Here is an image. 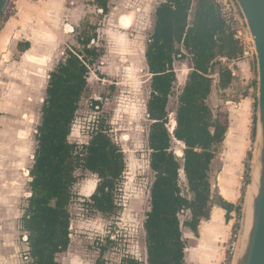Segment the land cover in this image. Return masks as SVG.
<instances>
[{"label":"trees","instance_id":"1","mask_svg":"<svg viewBox=\"0 0 264 264\" xmlns=\"http://www.w3.org/2000/svg\"><path fill=\"white\" fill-rule=\"evenodd\" d=\"M92 4L102 14L108 10V0H93ZM232 20L228 4L220 0H162L155 8L153 29L144 50L150 74L147 144L149 168L154 174L143 220L146 259L126 255L120 264H186L183 226L197 235L200 220L209 218L213 205L225 209L226 219L232 210L240 212V205L223 200L209 179L216 146L224 140L228 126L225 113L214 116L208 105L214 67L216 87L230 88L237 77L226 61L244 52L230 26ZM96 36V26L82 22L74 39L76 44L64 50L48 73L29 169L30 195L20 218V228L27 236L28 264H60L57 255L68 249L69 205L77 170L88 171L98 179L87 207L101 214L118 209L115 195L125 170L124 154L104 123L97 125L85 144L68 138L87 88L89 67L101 55L91 44ZM178 45L190 55L191 64L175 117L169 122L167 105L176 81L174 61L185 56ZM27 48L28 42L18 44L20 51ZM249 89L242 90V97L253 94ZM172 123L173 131L169 127ZM173 140L183 144L181 161L171 148ZM181 172L186 193L179 184ZM184 212L188 216L182 221L179 215ZM106 250L107 244H100L94 264H105Z\"/></svg>","mask_w":264,"mask_h":264},{"label":"rangeland","instance_id":"2","mask_svg":"<svg viewBox=\"0 0 264 264\" xmlns=\"http://www.w3.org/2000/svg\"><path fill=\"white\" fill-rule=\"evenodd\" d=\"M161 1L108 0V10L102 14L103 11L98 10L94 4L92 5L90 0H75V2L63 0L64 4L77 6L76 16L71 20L65 18L61 20L59 31L63 39L44 44L32 42L31 50H36L37 46L41 48L45 46L43 56L40 58L28 57V55L20 57L19 53H15L11 60L7 61L14 66L10 68L6 66L5 70H8L3 72V77L0 76L10 84L7 72H13V80H16L15 74L19 70L17 68L20 61L23 58L30 60L23 67L25 69L23 72L28 74V87L24 91L26 101L21 108H16L13 112H0V116H7V122L12 126L11 137L8 133H0V141L4 140L6 135L9 140L12 139L10 143L13 149L25 152V156L15 153L20 159L16 162L21 163L22 168L29 170L36 146L34 135L45 95L48 73L64 50L76 44L74 39L82 22H89L96 26L97 36L91 44L100 50L101 55L89 67L87 88L81 96L68 138L70 142L85 144L91 132L103 122L108 134L124 154L125 170L115 195L118 209L112 214H101L87 207L86 202L98 179L95 174L88 171L81 169L76 171L77 182L73 186L74 197L69 205L70 244L65 252L57 255L60 264H94L99 256L100 244H107L104 254L105 264H120L122 257L126 255L134 256L141 261L146 259L143 220L149 208L150 185L154 174L149 168L150 150L147 144L151 123L146 112V102L150 93V74L145 62L144 50L153 29L155 8ZM220 1L226 2L233 13L230 26L235 31L236 38L242 43L244 52L237 59L226 61L237 77L230 88L218 89L216 87L218 75L217 66L214 67L212 75L214 81L208 105L214 116L218 112L225 113L230 131L223 144L216 146V161L210 176L212 182L216 183L219 171L217 164L225 159L228 153L241 151L236 163L240 168L237 184L239 196L236 203L240 205V212L233 213L232 224L233 229H236L233 234L236 237L239 234L238 237L242 242L247 221L246 210L251 204L250 187L252 183L254 184L253 176L259 149L257 83H253L258 78L257 60L252 37L238 4L235 0ZM17 3L12 16L17 12ZM84 5L86 10H89L83 11L85 13L82 12ZM9 18L1 19L0 27ZM178 48L185 56L174 61L176 81L167 105L169 122H172L175 117L178 96L191 64L190 55L182 46L178 45ZM223 62H225L224 59ZM12 87L14 88L15 85L13 84ZM246 87H249V92L253 94L248 97L249 105L242 112L240 106L242 100L237 101L242 98V90ZM243 113L247 115L245 122L242 120ZM238 120H241L243 124H239ZM169 127L172 130L173 123ZM253 130H255L254 135H252ZM0 146L6 147L1 143ZM171 148L181 161L183 144L173 140ZM27 178L23 174L22 181L25 186L21 200L26 205L25 193L29 190L26 186ZM179 184L182 191L186 193V180L182 172ZM179 216L183 221L188 215L184 212ZM182 231L187 245L190 240L192 242L197 240L188 228L183 226ZM19 241H22L21 235H19ZM227 243L222 241L220 244L222 258L226 254Z\"/></svg>","mask_w":264,"mask_h":264},{"label":"crops","instance_id":"3","mask_svg":"<svg viewBox=\"0 0 264 264\" xmlns=\"http://www.w3.org/2000/svg\"><path fill=\"white\" fill-rule=\"evenodd\" d=\"M90 1L92 2L93 0ZM17 2L16 14L5 21V23H2L0 27L1 77H3V72L8 70H5L6 66L8 68L14 66V64L11 62L7 63V61L11 60V57L15 53H19L20 57L26 55L28 57H42L45 52V46H42V48L37 46L35 48L36 50H31L32 42L44 44L55 42L57 39H63L59 31L61 20L64 18L71 20L77 15V6H74V4L71 6L64 4L63 0H17ZM69 2H75V0H69ZM88 7L90 6L88 5ZM83 11H89L86 10L85 5ZM20 42H28V48L25 51L18 49ZM28 61H30L28 58H23L20 61L17 68L19 70L15 74L16 80H13V72H7V76L10 78V84L4 81L3 78H0V112H13L14 109L21 108L26 101L24 91L28 87V74L23 72L25 70L23 67L27 65ZM13 84L15 85L14 88L12 87ZM14 92L16 93L14 94ZM250 96L251 94L237 101L240 102L242 100L240 102L242 112L244 109H247L249 105L248 97ZM243 114L242 120L245 122L247 115ZM238 122L239 124H243L241 120H238ZM229 131L230 125L228 123L224 140L219 145L223 144ZM0 133H8L11 137L12 126L7 122V116H0ZM10 140L12 141V139ZM10 140L6 135L5 139L0 141L1 145H6V147L0 146V264H28L27 236L26 232L20 228V218L26 206V203L21 200L22 195H24L23 187L25 186L22 181L23 174L28 177L27 181L29 182V170L22 168L20 166L21 163L16 162L19 158L15 153L25 156V152L19 149L14 150ZM240 152L232 151L228 153L226 158L217 164L219 171L217 173L216 183L212 182L210 172L216 161L217 151L211 161L209 171L212 188L216 189L217 194L223 200L234 204V206L237 205L239 196L237 184L240 168L236 163L239 160ZM28 182H26V186L29 188ZM29 194L30 191L27 190L25 193L26 200ZM22 201L24 205L23 209L21 208ZM234 212L235 210H232L226 219L225 209L218 205H213L210 209L209 218L200 220L197 235L188 228L191 235L197 240L193 242L190 240L188 245L186 243L184 253L186 264H220L223 261L225 255L222 258L220 244L222 241L228 242L232 237V229L234 226L232 224V215ZM19 235H21L22 241H19ZM238 235L237 237L235 236L236 241L232 264H235L240 252L241 239Z\"/></svg>","mask_w":264,"mask_h":264},{"label":"water","instance_id":"4","mask_svg":"<svg viewBox=\"0 0 264 264\" xmlns=\"http://www.w3.org/2000/svg\"><path fill=\"white\" fill-rule=\"evenodd\" d=\"M6 1L0 0V17ZM235 1L244 16L256 52L257 119L261 135L256 158L258 178L252 195L251 227L242 264H264V0ZM237 260L238 257L235 264Z\"/></svg>","mask_w":264,"mask_h":264},{"label":"built area","instance_id":"5","mask_svg":"<svg viewBox=\"0 0 264 264\" xmlns=\"http://www.w3.org/2000/svg\"><path fill=\"white\" fill-rule=\"evenodd\" d=\"M16 2L17 0H7L2 12H1V17L0 19H5V18H9L10 16H12L15 12L16 9ZM236 229H232V237L230 238V240L228 241V245H227V250H226V254L225 257L223 259V261L221 262L222 264H232V257H233V252H234V247H235V235L233 234L235 232Z\"/></svg>","mask_w":264,"mask_h":264},{"label":"bare ground","instance_id":"6","mask_svg":"<svg viewBox=\"0 0 264 264\" xmlns=\"http://www.w3.org/2000/svg\"><path fill=\"white\" fill-rule=\"evenodd\" d=\"M173 128L174 127H172V130H173ZM258 139H259V141L261 139L260 128H259V133H258ZM257 178H258V167H256L255 172H254V176H253L254 184L252 183L251 184V187H250L251 188V204H250V208L246 210V217H247L246 220L247 221H246L245 229H244V232H243V240L241 242L240 252H239V256H238V260H237V263L236 264H242L243 258H244V254H245L246 240L248 238V234H249L250 227H251V218H252V195H253V193L256 190Z\"/></svg>","mask_w":264,"mask_h":264}]
</instances>
